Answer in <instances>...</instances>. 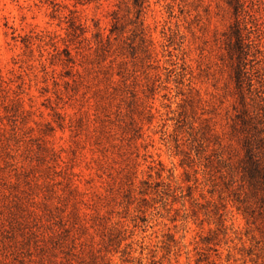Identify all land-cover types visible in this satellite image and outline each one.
Here are the masks:
<instances>
[{
    "label": "rangeland",
    "instance_id": "rangeland-1",
    "mask_svg": "<svg viewBox=\"0 0 264 264\" xmlns=\"http://www.w3.org/2000/svg\"><path fill=\"white\" fill-rule=\"evenodd\" d=\"M134 5L0 0V264H264V0Z\"/></svg>",
    "mask_w": 264,
    "mask_h": 264
},
{
    "label": "trees",
    "instance_id": "trees-1",
    "mask_svg": "<svg viewBox=\"0 0 264 264\" xmlns=\"http://www.w3.org/2000/svg\"><path fill=\"white\" fill-rule=\"evenodd\" d=\"M87 2H92L95 0H86ZM146 0H135V14H136V23H139V30L141 34V41L146 42V32H145V21L142 19L144 3ZM229 3L233 5L237 10L241 5V0H229ZM77 17H73L72 25L73 34H77V30H80V34H85L88 30L82 23L77 24ZM116 20L113 23L111 28L110 35L105 36L97 33L96 36L100 37V42L102 45L111 44V34H114L116 30H118L119 20L115 17ZM242 125L244 126L245 137L243 140V149H244V157L243 160V168L244 174L248 179V183L251 187V191L254 194H261V199L264 201V137L260 134L262 132L261 129L256 127L252 121L251 114L247 111H243L242 115L239 116Z\"/></svg>",
    "mask_w": 264,
    "mask_h": 264
}]
</instances>
